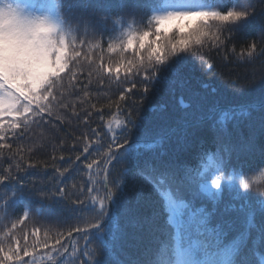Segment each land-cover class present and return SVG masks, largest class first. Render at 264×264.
<instances>
[{"label":"snow or ice","instance_id":"obj_1","mask_svg":"<svg viewBox=\"0 0 264 264\" xmlns=\"http://www.w3.org/2000/svg\"><path fill=\"white\" fill-rule=\"evenodd\" d=\"M222 3L223 0H202L198 10H177L185 7L182 0H120L116 23L121 36L117 44L111 42L109 34L107 48L119 51L122 59L111 64L105 62L103 55L97 57L90 62L88 83L78 88L74 69L81 66V57L88 60L86 47H93L86 38L81 39L80 24L75 30L66 27L68 21L58 0H22V6L0 0V150H8L7 156L0 151V164L8 161L0 169V213L7 221L0 230H5L9 238L7 247L0 244V264H30L25 257H33L35 248L41 246L57 256L74 253L81 241L84 248L72 264H257L255 253L248 252L254 244L253 233L259 235V264H264V194L258 192L254 196L250 192L252 185L244 181L243 191L237 193L241 202L235 209L237 217L230 219L219 208L226 191L225 174L234 166V155L254 147L251 139L242 138L240 144L233 142V130L240 124L236 119L239 113L225 112L219 123L211 116L186 118L184 148L195 151L197 157H207L203 171L195 175L185 170L179 157L159 162L142 160L141 149L152 145H142L136 139L141 130V109L150 95L159 90L158 86L167 82L168 73L178 75L189 56L199 60L201 69L210 73L214 64L204 57L215 49L216 55L225 53L221 58L228 60V45L236 41L237 31L264 13V0H239L238 5L234 3L226 9ZM91 15H98L95 8ZM81 19L87 37L88 29L94 25L89 17ZM100 19L107 22L111 17L104 14ZM257 21L256 35L244 41L247 58L253 60L264 57V16ZM115 31L114 27L112 32ZM170 32L173 36L167 38ZM98 35L102 40L103 33ZM206 41H211L207 43L209 52L203 51ZM94 47L103 51L102 42ZM125 53H131V57L125 59ZM61 73L67 74V85ZM93 76L97 96L107 83L109 88L115 84L116 98L101 106L93 102ZM231 87L237 90L238 83L232 81ZM113 107L123 117L117 123L119 131L113 130L111 120L104 123L105 117L111 115L105 108ZM94 120L101 121L98 127H92ZM73 124L83 125L85 130L69 145L68 155H59L58 159L66 164L57 165L55 175L48 178L44 165L32 162L31 157L25 159V149L38 151L35 141L29 146L25 140L33 129L51 126L62 130L64 125ZM261 133L264 134V123ZM60 144L63 148V141ZM77 162L80 167H76ZM94 166L104 173L98 187L91 181L65 179L74 168L80 173ZM116 168L121 171L119 178L113 179L110 169ZM149 168L152 173L167 175L180 195L215 202L218 221L209 227L203 208L199 217L191 211L186 220L174 218V202L167 197L163 211L170 214L169 223L175 227V247L167 260L157 261L151 250L142 257L120 260L113 250L123 236L120 218L131 212L127 176L134 169L143 173ZM30 169H43L45 177L37 183ZM227 179L230 182L232 177ZM32 199L39 203L38 208L12 215L18 202L31 205ZM55 207L64 208L68 215H51ZM239 220L244 229L236 233ZM26 222L33 224L31 233L18 229V225L26 227ZM17 230L23 233L22 237ZM29 236L33 240L31 246L27 243ZM93 237H99L100 246L89 261L84 257L92 255L87 249ZM31 264H35L34 259Z\"/></svg>","mask_w":264,"mask_h":264},{"label":"trees","instance_id":"obj_2","mask_svg":"<svg viewBox=\"0 0 264 264\" xmlns=\"http://www.w3.org/2000/svg\"><path fill=\"white\" fill-rule=\"evenodd\" d=\"M58 2L64 8V16L68 21L66 27L71 26L75 30L77 24H80L81 39L86 38L88 45L93 46L91 49L87 47L85 49L89 53L88 60L85 61L81 57V66L74 69L79 80L77 84L79 88L88 83L86 76L91 61L96 60L101 55H103L106 63L111 64L120 62L122 59L119 51L111 52L107 48L109 34H111V42L119 43L116 34L120 31V26L116 21L118 20L117 14L121 11L120 0H58ZM234 3L238 5L239 0H223L221 7L226 9L233 6ZM15 5H21V1ZM93 8L96 9L98 15H91ZM104 14H108L111 19L107 22L102 21L100 17ZM261 16H264V13H259L243 30L237 31L236 41L228 45L226 53L229 57L228 60L221 58L225 53L216 55L215 49L209 52L207 43H211V41H206L203 51L209 52V55L204 58L209 59L214 64V69L210 73L202 70L199 60L192 56L188 57V62L180 68L178 75L168 73L167 82L159 85V90L152 93L145 101L141 109V130L136 134L139 143L152 145V147L141 149L142 160L155 159L159 162L160 159L167 160L179 157L185 164V170L195 175L198 171H203L207 157H197L195 151L184 148L186 118L211 116L219 123L225 112L229 115L239 113L236 119L240 121V124L238 128L233 130V142L240 144L242 138L244 141L251 139L254 147L250 151L242 150L238 156L234 155V166L230 167L225 174V179L232 176L237 180L235 187L224 184L226 191L219 203L221 211L230 219L236 218L238 215L235 209L241 205L237 193L243 191L242 182L247 181L252 185L250 192L254 196L258 194L261 187H264V134L261 133V124L264 123V57H257L253 60L247 58L244 51V41L251 40L256 35L257 20ZM82 17H89L94 25V28L88 29L87 37L84 36ZM114 27L116 31L112 32ZM98 33H103L102 40ZM172 36L173 33L170 32L167 38ZM97 42L103 43L102 52L94 47ZM232 49H235V52ZM130 57L131 53L124 54L125 59ZM61 75L65 76L64 84L67 85V74L61 73ZM95 79L96 77L93 76L91 85L93 102L101 106L109 102L110 99L116 98L114 95L115 84L109 88L107 83L100 91V95L97 96L98 86L95 84ZM232 81L238 83L237 90H233L231 87ZM75 82L73 81V83ZM179 98H183L189 106L182 108ZM109 111H111V115L105 117L104 123L107 124L111 120L113 130L119 131L117 123L123 117L119 115L115 107L112 109L105 108L106 113ZM245 113L248 114L245 115ZM10 119V117L5 118L6 121H10ZM100 123L101 121L94 120L92 127H98ZM229 123L232 121L230 120ZM84 130V126L80 124H73L72 127L64 125L62 130L51 126L33 129L28 139L25 140V145L31 146L32 141H35V147L38 151L33 153L25 149V159L31 157L32 162L44 165L47 170L46 175L50 178L55 175L54 170L57 165L64 166L66 164V161L58 159L59 155H68L69 145ZM8 136L11 138L10 132H8ZM69 136L72 139H68ZM61 141H63V148H61ZM0 151L7 156L8 150L6 148ZM53 156H56L57 159L52 160ZM7 163V160L3 161L0 164V169L7 166ZM76 167H80L79 162H77ZM30 171L33 172V178L37 183L42 177H45L43 169H30ZM110 171L112 173L111 178H119L120 168L110 169ZM69 177H74L77 183L91 181L98 187L104 179V173L95 166L92 170L84 169L80 173H77L74 168L65 179L67 180ZM199 188L200 185L197 184V189L199 190ZM127 193L128 206L131 212L120 218L119 223L123 230V236L113 250L115 256L120 260L127 261L130 258L142 257L148 250H151L157 261L167 260L169 253L175 247V227L169 223V213L163 211L167 197H171L174 202L176 218H185L191 211L196 212L199 217L201 215L200 210L203 208L209 227H214L218 221V217L215 215L217 207L215 202L210 203L203 198L192 200L188 196L180 195L167 175L152 173L150 168L143 173H137L134 169L133 174L127 176ZM0 196H3L2 191H0ZM257 203L259 204V201ZM39 206L35 199H32L31 205L18 202L12 210V215L19 216L29 208L35 209ZM51 215L64 216L68 213L64 208L55 207L51 210ZM3 216L4 213H0V226L7 222ZM41 223L47 222L42 220ZM48 226L52 227L51 224ZM19 228H25L28 233L34 230L31 222H26V227L25 225H18ZM243 229V221L239 220L235 232L239 233ZM53 232H55V228H53ZM17 235L22 237L23 233L17 230ZM253 235L254 244L248 249V252L249 255L255 253L257 264H259L261 260V252L257 247L259 235L258 233H253ZM43 236L42 230L40 233L41 240ZM91 239L92 244L88 245L87 251L92 255L84 257L89 261L95 255L96 248L100 246L99 237ZM8 240L7 232L0 230V244L7 247ZM21 243H24L23 239H21ZM27 243L30 246L33 245L31 236H29ZM83 248L84 242L81 241L74 253L68 252L57 256L55 252L41 246L35 248L33 257H25V259H29L30 264L32 259L35 260V264H59L60 261H63V264H72L79 257ZM29 250L32 248L30 247Z\"/></svg>","mask_w":264,"mask_h":264},{"label":"rangeland","instance_id":"obj_3","mask_svg":"<svg viewBox=\"0 0 264 264\" xmlns=\"http://www.w3.org/2000/svg\"><path fill=\"white\" fill-rule=\"evenodd\" d=\"M19 1H21V6H22V0H5L6 3H11L13 5L18 4ZM182 3L185 5V7L183 8H177V10H193L191 8H194L196 6H201V1L200 0H182ZM190 5H193L192 7H190ZM121 36V32L118 31V33L116 34V38L119 39V37ZM232 177V176H231ZM237 180H235L233 177L231 179V181L229 182L228 179L226 178L224 181L225 185L231 186V187H235ZM167 203H165L166 205ZM175 207V206H174ZM170 215V214H169ZM176 218V210H175V217ZM182 219H187V217Z\"/></svg>","mask_w":264,"mask_h":264},{"label":"water","instance_id":"obj_4","mask_svg":"<svg viewBox=\"0 0 264 264\" xmlns=\"http://www.w3.org/2000/svg\"><path fill=\"white\" fill-rule=\"evenodd\" d=\"M179 103H180V106H181L182 108H186V107L189 106V104H188L187 102H185V101L183 100V98H179Z\"/></svg>","mask_w":264,"mask_h":264},{"label":"clouds","instance_id":"obj_5","mask_svg":"<svg viewBox=\"0 0 264 264\" xmlns=\"http://www.w3.org/2000/svg\"><path fill=\"white\" fill-rule=\"evenodd\" d=\"M259 192H260L261 194H264V187H261V188L259 189Z\"/></svg>","mask_w":264,"mask_h":264}]
</instances>
